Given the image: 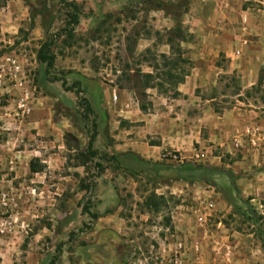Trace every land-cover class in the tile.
<instances>
[{
	"label": "rangeland",
	"instance_id": "1",
	"mask_svg": "<svg viewBox=\"0 0 264 264\" xmlns=\"http://www.w3.org/2000/svg\"><path fill=\"white\" fill-rule=\"evenodd\" d=\"M140 1L0 0V56L15 55L32 81L33 97L47 104L50 120L58 124L67 122L71 127L69 131H57L64 144L60 149L65 157L64 169L49 177L57 182V175L66 172L67 183L54 190L57 195H54L51 212L47 211L50 219L45 220L44 213L37 223L47 226L50 232V237L41 242L42 250L48 248L40 257L46 260L45 264L50 261L52 264H170L175 242H182L177 225L179 218L193 229L253 230L258 240L264 234V213H259L256 205L264 197V161L261 160L264 143L254 154L243 142L239 149L231 142V150L219 154L220 160L214 163L211 156L218 150L205 152L197 146L195 151L204 152L202 159L178 163L139 161L123 153L112 155L99 150L98 162L103 167L99 175L94 159L84 155L93 130L92 122L95 130L102 131L107 121V115L104 122L98 117L102 111L106 112L101 105L104 90L112 103L128 101L132 109L146 111L152 108L153 102H159L160 96L172 95L177 85L175 81L185 75L193 63L187 56V46L194 38L188 28L201 17L191 8L205 0H186V11L176 20L174 13L145 10ZM215 1L208 2L217 8ZM228 2L232 8L237 5L248 8V25L243 35L246 42H240L237 34L244 30L240 28L237 13H229L236 28L211 61L217 74L216 82L206 86L200 95L215 97L213 104L218 111L238 101L264 103V31L260 33L256 28L257 21L264 25V0ZM255 9H260V16H256L259 12ZM36 10L43 12L35 13L30 24V12ZM68 11L77 16L76 24L70 23ZM205 11L203 9L202 15ZM209 12L214 13L211 9ZM177 24L178 32L175 31ZM70 27L73 29L67 34ZM259 33L262 38L255 42L254 36ZM179 34L186 39L181 41ZM49 39L53 61L48 77L63 78L66 87L78 82V91L63 90L60 81L38 82L42 69L36 60V50ZM162 54L175 66L167 68ZM181 57L184 63L178 61ZM256 67L254 83L241 87V75L249 79L248 72ZM148 72L158 77L154 82H160V86H148L143 77V73ZM257 80H260L258 85ZM113 94L115 99L112 100ZM82 98L91 111L85 109ZM252 125L264 130L258 124ZM53 136V133L38 136V143H50ZM184 163L193 167L181 170L180 164ZM97 183L98 187H91ZM151 193L160 196L155 199L158 201L156 211L144 208L143 200ZM249 198L254 200L249 201ZM209 200L213 208L206 212L204 223L199 224L196 216L203 212L204 203ZM12 202L8 197L5 204L0 203V217L8 214ZM84 206L88 211L95 206L104 213L115 209L116 219H105L97 225L96 219L91 220L82 210ZM52 246L54 252L50 251ZM24 254L17 255L14 264H24ZM180 254L183 259L182 248Z\"/></svg>",
	"mask_w": 264,
	"mask_h": 264
},
{
	"label": "crops",
	"instance_id": "2",
	"mask_svg": "<svg viewBox=\"0 0 264 264\" xmlns=\"http://www.w3.org/2000/svg\"><path fill=\"white\" fill-rule=\"evenodd\" d=\"M208 1L197 2L191 8L201 18L188 28L194 35L193 41L187 46L188 59L193 63L183 80L175 86L177 94L160 96L159 102H153L151 109L140 111L137 107L132 109L128 106V101L112 103L104 90L101 105L106 112L102 111L98 117L104 122L107 115V121L102 131L96 129L92 149L112 155L129 152L139 159L159 162L167 161L163 158L167 152L177 151L184 156L194 152L197 146L198 150L204 149L205 152L218 150L211 156V162L214 163L220 160L219 154L231 150V138L235 131L250 124H258L264 129V110L261 108L264 103L243 104L238 101L236 105L218 111L213 104L215 97L200 95L206 86L216 82L217 74L214 73L211 61L218 50L225 47L226 37H230L236 28L231 22L233 18L230 19L228 14L237 13L242 25L240 28L244 30L237 34L240 42H246L243 35L248 25L247 7L237 5L232 8L228 0H216L218 7L215 8ZM203 9L206 11L202 15ZM255 11L259 12L256 16L261 15L260 9ZM257 22L259 26L256 28L261 33L264 25ZM260 33L254 36L255 42L262 38ZM253 60L256 61V58ZM248 73L249 79L245 78V74L241 75L243 88L252 85L256 80L257 67ZM197 90L200 92H195ZM16 96L17 92L14 90H0V193H6L13 201L7 210L8 214L0 217V223L5 222L4 233L0 235V264H14L17 255L22 252L25 253L24 264H45L46 260L40 257L48 248L42 250L41 242L50 237V232L47 226L42 227L37 223L44 213V219H50L47 218V211L51 212L54 195H57L54 190L67 183L66 172L57 175V182L49 177L64 169L65 157L60 150L64 148V144L57 131H69L71 127L67 122L58 124L51 121L47 104L35 99L33 92L30 114L25 118L15 117L13 105ZM106 125L110 128L106 129ZM52 133L54 136L50 143H38V136ZM101 142L103 143L100 144ZM31 160L42 169L30 171ZM261 160L264 161V154ZM94 187H98V183ZM253 200L249 198V201ZM263 200L264 197L261 202H256L261 214ZM94 207L89 212L98 215L97 225L105 219H116L115 209L104 213ZM177 225L184 253L183 259L180 254L183 264H264V247L253 230L241 232L226 228L219 231L204 227L193 229L183 218H179ZM23 226L25 227L21 228ZM194 248H198V251L195 252ZM54 250L55 247L52 246L50 251ZM85 259L88 260L89 257L85 255Z\"/></svg>",
	"mask_w": 264,
	"mask_h": 264
},
{
	"label": "built area",
	"instance_id": "3",
	"mask_svg": "<svg viewBox=\"0 0 264 264\" xmlns=\"http://www.w3.org/2000/svg\"><path fill=\"white\" fill-rule=\"evenodd\" d=\"M12 89L17 92V96L14 97L15 102L13 105V113L15 117L25 118L30 114V103L32 99V92L34 86L29 76L22 69L17 57L13 54H5L0 56V90L8 92V89ZM111 99H115V95L111 96ZM232 145L235 149L242 147V142L246 145L247 149L256 154L264 143V131H261L255 125H246L239 131H235L231 138ZM1 143V137H0ZM204 157V152L194 151L188 155H180L177 151L167 152L163 155L169 162H182V161H196ZM8 200L6 193H0V203L5 204ZM213 202L211 200L206 201L202 208L203 212H200L196 216V221L199 224L204 223L206 212L212 210ZM4 222L0 223V234L4 233ZM182 246L180 241H176L173 247L172 255L170 257V264H181L180 250Z\"/></svg>",
	"mask_w": 264,
	"mask_h": 264
},
{
	"label": "trees",
	"instance_id": "4",
	"mask_svg": "<svg viewBox=\"0 0 264 264\" xmlns=\"http://www.w3.org/2000/svg\"><path fill=\"white\" fill-rule=\"evenodd\" d=\"M25 2L27 0H24ZM140 3L143 5V8L145 10H162L163 12L166 13H170V14H175L176 16H173V18L178 19L179 16H181L185 11H186V0H173L170 1L169 0L167 2H160L159 0H157V2H154V0H141ZM28 5V4H27ZM42 10H36L35 12H30L29 15V22L32 21L34 14H38L41 15L42 14ZM70 20L71 24H76L77 23V16L70 13L69 11L66 14ZM32 24V22L30 23ZM72 27H70L66 32L67 34H69L72 31ZM175 31L178 32L179 31V26L177 24V26L175 27ZM178 37H181L180 34ZM181 37V41H184L186 38ZM51 39L42 42L38 49L36 50V60L37 62H39L41 64V69H42V73L41 76L38 80L39 83H45L47 81H60L61 87L63 90H70L72 88L75 89V91H78V82H73L69 87L65 86V81L63 78H58L56 76H49V68L52 65V61H53V55L49 52V47L51 45ZM169 44V49H170V43ZM179 52H181V50H178ZM161 57L163 58V62L164 65L167 66V68L170 67H174L175 64H171L168 60H167V56L162 54ZM178 61L184 63V58L181 57ZM167 74V72H165ZM183 76L184 74H182V76H180L176 81L175 84L181 82L183 80ZM143 77L148 81V86L150 85V87H156V86H160L161 83L160 82H154L156 79H158L157 76H154L151 72L148 73H143ZM150 83V84H149ZM260 83V80H257V85ZM177 93L174 92L172 93V95H176ZM82 101L84 103L85 109L87 111H91L89 104L86 102L85 98H82ZM98 104V102H97ZM142 108V107H141ZM95 124L94 122H92V133L89 135L87 142H86V146H85V150H84V155L86 156H90V158H95L94 161V165L97 169V175H99L100 173H102L103 171V167L100 164V162H98V156H97V151L92 149V141L94 136L96 135V130H95ZM124 156H129L135 160H139L141 161L137 156L129 153V152H125L123 153ZM193 166L190 163H184V164H180V169L181 170H189L191 169ZM210 168V167H209ZM29 169L30 171H39L42 169V167L40 165L34 164V162L31 160L29 162ZM212 169V168H211ZM92 188H94V185L92 184L91 186ZM160 196H157L154 193L149 194L148 196H146L143 200L144 203V208H146L148 211L151 210H157L158 209V201H156L155 199H159ZM82 210L91 218V220H95L97 218V214L96 213H91L88 211V207L84 206L82 208ZM251 213H253L252 209L250 210ZM262 212L264 213V200L262 203ZM260 243L262 244V246L264 247V234L261 236L260 238ZM55 251V250H54ZM48 264H52V262L50 261Z\"/></svg>",
	"mask_w": 264,
	"mask_h": 264
}]
</instances>
